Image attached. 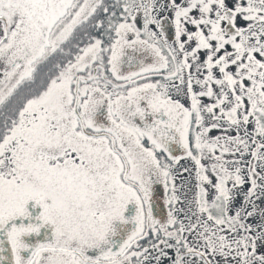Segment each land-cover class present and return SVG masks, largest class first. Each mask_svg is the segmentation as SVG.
Segmentation results:
<instances>
[{"label":"snow or ice","instance_id":"1","mask_svg":"<svg viewBox=\"0 0 264 264\" xmlns=\"http://www.w3.org/2000/svg\"><path fill=\"white\" fill-rule=\"evenodd\" d=\"M0 264H264V0H0Z\"/></svg>","mask_w":264,"mask_h":264}]
</instances>
